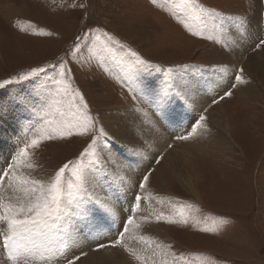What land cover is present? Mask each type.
Listing matches in <instances>:
<instances>
[{"label": "rangeland", "instance_id": "obj_1", "mask_svg": "<svg viewBox=\"0 0 264 264\" xmlns=\"http://www.w3.org/2000/svg\"><path fill=\"white\" fill-rule=\"evenodd\" d=\"M181 3L182 0H0V81L27 73L34 67L58 63L61 59L67 61L66 66L71 69L65 81L66 91L45 94L40 101L33 95V84L28 81L0 89V119L3 118L4 123L11 120L13 127L9 140L12 138L14 144L8 139L5 143L13 146L10 148H13L14 156L32 138L54 134L61 121L73 119L82 104L79 100L82 93L92 116L98 117L92 131L68 139L42 140L37 147L28 148L25 160L33 165L32 171L47 175L48 180L68 160L79 158L96 137L94 152L82 161L84 168L88 169L90 160L101 161L99 150L105 148L106 143L110 149L120 145L113 142L114 136L106 130L104 117L116 118L121 109L145 101L141 99L140 81H143L142 75L147 68H141L130 81L131 86L123 79V66L134 59L128 49L151 64L159 65L151 70L162 77L169 76L164 69L172 66L178 71L193 67L203 72L223 48L234 47L237 43L231 21L246 17V24L237 22L241 36L247 33L251 46L244 50L243 59L235 60L231 65L230 78L226 74L220 75L227 77L228 87L210 99L218 100L229 90L232 95L225 96L218 103L210 101L197 109L198 115L205 116L210 123L222 114L230 130L232 127L236 144L232 147L227 144L225 150L201 152L190 145V141L175 139L176 135L182 134L172 136L171 145L189 154L191 184L193 188L197 187L199 196L191 194V188L176 177L165 150L152 152L151 148V152L145 154V162L138 166L132 165L136 161L131 158L135 152H131L127 145L128 149L124 148L123 141L114 151L118 162L121 165L126 163V169L120 172L122 176L126 175L125 181L129 183L132 174L135 178L131 182L136 185L151 169L145 190L159 191L160 186L168 185L172 191L175 202L169 210L164 208L152 214L168 235L165 245L173 260L170 264H264V45H259L264 39V0H192L193 11L205 10L198 13L201 21H191L192 26L213 39L194 36L179 23L186 17ZM248 18L253 20L250 32L244 31L249 25ZM258 23L262 25L258 27L260 31L255 30ZM89 30L107 32L121 44L109 43L108 52H104L90 36L81 42V49L77 51L79 59L73 60L71 46L78 35ZM37 32L42 34H35ZM104 42L101 35L99 44ZM94 48L95 55L90 56ZM255 57L259 60V86L251 93L241 95L239 82L234 77L239 74L245 79L248 64L251 65ZM222 59L223 56L220 63ZM241 68L243 72L239 73ZM73 90H76L75 94ZM211 90L209 88L208 92ZM18 97H24L25 102L19 103ZM214 108L219 113L211 114ZM100 126L106 135L98 134ZM157 159L159 163H156ZM10 162H1L0 167ZM116 169L118 173L120 166ZM18 174H21L20 170ZM110 179L118 184L119 179L108 172L105 180ZM135 185L130 186L128 204L136 191ZM102 191L112 192L111 184H106ZM140 195L145 197L144 192ZM144 203L145 199H142L140 207ZM181 210L187 223L166 222L167 219L179 221L177 212ZM161 214L163 218L157 221L156 217ZM90 235H84V238ZM135 253L141 259L137 260L128 252L125 264H154L141 253ZM74 254L78 255L77 251ZM1 258L3 264H7L5 254Z\"/></svg>", "mask_w": 264, "mask_h": 264}, {"label": "snow or ice", "instance_id": "obj_2", "mask_svg": "<svg viewBox=\"0 0 264 264\" xmlns=\"http://www.w3.org/2000/svg\"><path fill=\"white\" fill-rule=\"evenodd\" d=\"M180 6L185 10L186 17L180 19L179 23L194 36L213 39L212 36L205 37L203 31L195 30L191 23V21H201V16L198 13L205 10L193 11L192 0H182ZM238 22L244 25L247 23V19L246 17H239ZM35 34L42 33L37 32ZM46 34L51 35V33ZM101 35L105 38L102 45L99 44ZM90 36L97 41L104 52H108L109 43L121 44L120 40L107 32L100 33L97 30L94 33L89 30L78 35L71 46L70 55L73 60L79 59L77 51L81 49V42L88 40ZM259 45H264V39L260 40ZM128 52L134 59L129 60L123 66L122 71L124 82L129 83V86H131L130 81L141 68L156 69L160 67L144 60L131 49H128ZM89 55H95V48ZM66 65L67 61L61 59L58 63L31 68L27 73H19L17 76L0 81V89L14 83L28 81L33 84V95L38 101L45 94L52 92L60 94L66 91L65 81L68 72L71 71ZM211 68L217 72L227 71L226 67L213 65ZM164 71L169 73V76L164 78L163 86L155 89L158 96L157 107L162 114L165 113L170 96L191 97L202 86L199 80H186L183 76H180L179 81L173 83L172 81L179 75L176 66L168 67ZM238 72L242 73L243 69H239ZM234 79L242 84L247 83L239 74ZM140 84L143 88L144 82L140 81ZM75 92L76 90H73L74 94ZM231 95L230 90L226 91L224 95L213 102L218 103L225 96ZM17 100L19 103L25 102L24 97H18ZM79 100L82 104L78 106L72 120L61 121L54 134L50 133L46 136L32 138L29 143H25L23 147L19 148L14 156L9 157L10 163L0 167V249H3L6 254L7 264H76V261H79L82 256L88 255L82 249L78 255L74 254V249L80 247V234L83 233L87 236L96 233L104 223L108 220H114L117 216L115 201L120 195L126 193V189H117L105 197L98 196L95 185L107 178L103 158L100 162L90 160L88 169H85L82 163L86 156L94 152L96 137L93 138V143L84 149L79 158L68 160L48 180H41L30 174H18L21 165H25L28 169L33 167L31 163H27L25 160L29 154V147L35 148L45 139H68L74 135L84 136L92 131L98 117L92 116L88 102L82 93L79 95ZM205 120L206 117L200 115L190 132L186 135H176L175 139H190L195 135L197 129L204 126ZM97 132L98 134H105L103 126H100ZM104 147L108 151L107 160L115 163V158L111 155L108 144L106 143ZM156 163H159V159L156 160ZM151 172L152 170L149 169L144 173L135 185L136 191L129 201V215L121 222L122 231L118 232V238L110 241L109 244L97 243L94 251L109 246H120L136 256L135 251L129 248L126 243L125 234L128 233H131V239L137 240L146 249L151 248L155 243L148 236L135 234L136 230L141 227L135 212L140 208L142 199H145L140 193L145 191V185L148 183ZM177 215L180 217L179 221L167 219L166 222L187 223L182 210L178 211ZM162 218L163 214L157 216L156 220L159 221ZM142 219L147 221L148 217ZM136 259L140 260L141 257L136 256Z\"/></svg>", "mask_w": 264, "mask_h": 264}, {"label": "bare ground", "instance_id": "obj_3", "mask_svg": "<svg viewBox=\"0 0 264 264\" xmlns=\"http://www.w3.org/2000/svg\"><path fill=\"white\" fill-rule=\"evenodd\" d=\"M237 21L238 19H233L231 21V25L233 27L232 34L234 39H237V43L233 45L234 47H227L226 49L223 48L217 57L214 56L216 58H214L211 62L209 61L210 63L206 71H196V68L193 69V67L192 69L188 68L185 70L183 68L182 70L178 71L179 75L173 80L174 83L179 81L180 76H183L186 80L196 79L201 82L202 86L198 91H196L194 96L187 98H181L174 95L170 96L165 113L162 114L160 109L157 107L158 96L155 89L163 86L165 77H162L163 75L153 71L154 69L151 70L145 68L146 70L142 75L144 86L142 88L141 98L145 101L140 102L138 106L131 105L126 109H121L118 112L116 118L104 117L103 119L106 130H108L110 134L114 136L113 138L115 140H113V142L121 145V142L123 141L122 143H124L125 146L127 145L129 149H131V152H135V155L131 154L132 160H136L132 165L138 166L142 162H145V154L150 153L151 151L159 152L165 150L167 158L171 161V165L173 164V172L175 173L176 177L183 185L191 188L189 191L191 194H194V196L195 194L199 196V194L197 187L195 189L191 184L193 177L191 176L192 172L190 171V165L188 161L189 154L187 155L182 150L179 151L176 149L174 144L171 145V140L173 135H186L191 131L197 118L199 117L197 109L199 107H205L210 101H213L210 99L211 97H217L224 92V90L228 87L227 77L230 78L231 74L229 75V69L231 65L235 60L238 61L239 59H243V52L250 48V38L248 37L247 33L244 36H241V31L238 27L239 23ZM248 21L249 25L247 24L245 26L244 31L250 32L253 28H250V23L253 20L248 18ZM260 26L262 25L258 23L255 30H259L258 27ZM221 56H223V59L220 63L219 60ZM262 62L263 61H261V63ZM213 65L217 67H226L227 71H214L211 68ZM248 65L249 67L246 71L247 75L244 79L247 81V83L238 84L241 95L251 93V91L259 86V80L257 78V70L259 68L258 58L255 57L253 63L251 65L249 63ZM197 72H199V74ZM221 74H226L227 77L224 76L222 78L220 76ZM209 88H212L210 92H208ZM210 113L216 114L219 113V111L214 108V111H210ZM190 117L192 118L189 119ZM2 119H0V142L4 141V143H0V163L10 161L9 157L13 156V148H10V146H13L9 145L8 142L10 141V144H14L12 138V142L9 140L13 128L10 122L11 120L4 123V119ZM5 120H7V118ZM203 125L204 126L202 128L197 129L195 135L186 140L190 141L189 144L196 146L201 152L225 150L227 144H230L231 147L234 146V143L236 144L234 141L235 139L232 137V127L230 130V127L225 123V119L222 117V114L221 116L219 115V118H217L215 121H211V123L210 121L205 120ZM6 128H8V130ZM7 139L8 142L5 143ZM120 145L118 147L113 146L111 148H114L111 150V155L115 158V163H111L107 160L108 151L105 148H100L99 150L100 158H103V165L106 167V172L108 171L116 179H119V181L117 180L118 184L113 179H104L100 181L101 184L98 182L95 185L97 190L96 194L100 197L108 196L120 188L126 189V193L120 195V199L115 201L117 205V216L115 218L116 223L114 222L115 219L108 220L100 227L98 232L93 233L92 236L90 235L91 237L89 236L84 238L85 234H80V247L74 249V252L77 251L79 254V251L82 249L84 252H87L88 255L82 256L79 264H125L124 259L128 251L120 246H109L107 248L95 251L93 250L97 243L109 244L110 241L117 239L118 232L120 229L122 230L121 222L125 219L127 214H129V204L127 197L131 194L130 186L135 185L131 182L134 180L135 176L132 178V174L129 175L128 173L131 179H129V184L127 181H125L126 179H123L126 178V175L122 176L120 173L123 169H126V163L121 165L119 163L120 161L117 159V152L114 151L116 148L118 150ZM169 145H171V147H169ZM127 146L124 148L128 149ZM151 148L153 150L150 151ZM118 166H120V171L117 173V169L115 170V167ZM20 173L25 175L30 174L35 178L47 180V175L35 173L31 169H28L25 165H21ZM106 184H111L112 192L105 193L102 191ZM99 185H102V187ZM167 186H160L158 188L159 191H150L149 188L148 190H145V203L141 204L140 209L136 211V218L141 224V227L140 229L136 230L135 234L152 238V240L155 241L152 247L146 249L143 244L139 243L135 239L130 238L131 233L125 234L128 247L133 249L135 252L137 251L141 253L145 258H147V260L153 261L154 264H170L173 262L172 258H170L171 255L168 252V247L165 245V240L168 239V235L162 231V228H160L155 219L152 218V214H154L155 211L164 208L165 210H169V208L175 202V200L171 197L173 196L172 191L169 189V186ZM120 216L121 220L119 219ZM144 217H148V220L145 221L142 219ZM86 242H91L90 246ZM157 245H159V247H157ZM4 254V250L3 252L0 251V264H3L1 257H4ZM6 258L7 257L5 254V260Z\"/></svg>", "mask_w": 264, "mask_h": 264}]
</instances>
